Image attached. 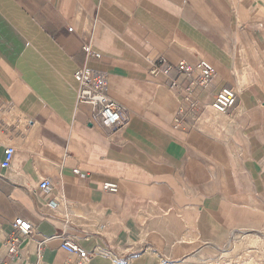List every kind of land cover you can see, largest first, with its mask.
Wrapping results in <instances>:
<instances>
[{"label":"crops","instance_id":"1","mask_svg":"<svg viewBox=\"0 0 264 264\" xmlns=\"http://www.w3.org/2000/svg\"><path fill=\"white\" fill-rule=\"evenodd\" d=\"M200 58L215 69L200 95L232 87L237 101L184 121L187 81L173 65ZM78 67L107 74L125 125L91 121ZM0 101L7 119L31 121L0 169V264H64L63 238L87 264H214L232 231L264 257V0H0ZM52 173L61 185L40 189ZM58 197L72 205L55 208ZM18 217L33 229L12 256Z\"/></svg>","mask_w":264,"mask_h":264},{"label":"built area","instance_id":"2","mask_svg":"<svg viewBox=\"0 0 264 264\" xmlns=\"http://www.w3.org/2000/svg\"><path fill=\"white\" fill-rule=\"evenodd\" d=\"M68 31H72L71 26L67 27ZM83 49L89 52V45H84ZM151 72L169 74V67L161 68L162 59L147 58ZM174 68L180 75H183L187 81L184 88L186 100L188 102L187 110H185L184 121L190 119L195 121L198 118L211 119L212 115L226 114L237 101V95L232 87H222L215 95L212 102H209L200 93L207 87L213 72L215 71L212 63L204 58L198 59L195 63H190L185 59L179 60ZM76 82V101L78 104L87 105L90 108V119L92 122H100L103 126L110 130H115L127 123V117L123 107L113 100L107 93L108 76L103 72L91 70L86 67H78L73 74ZM171 85L177 86L176 80L168 77ZM211 108L210 115L206 116L208 108ZM12 111V106L8 102L0 101V135H4L5 139L0 138L2 146V159L0 160V169H8L13 161L17 145L23 143L26 138L24 130L31 123L30 120L22 115H15L12 122H8L5 115ZM25 126V127H24ZM76 172V170H74ZM61 185V177L58 174H47L38 184L40 189H49ZM103 190L114 192L116 184L105 182L102 185ZM60 205L70 207L63 197L55 198L52 206L58 208ZM70 209V208H68ZM33 229L32 224L18 217L13 223V234L5 244L6 252L9 255H15L19 241L28 237ZM66 253L72 258L67 259L64 264H87L89 253L80 245L71 239L63 238L61 245ZM1 261V258H0Z\"/></svg>","mask_w":264,"mask_h":264},{"label":"rangeland","instance_id":"3","mask_svg":"<svg viewBox=\"0 0 264 264\" xmlns=\"http://www.w3.org/2000/svg\"><path fill=\"white\" fill-rule=\"evenodd\" d=\"M7 115L8 113L5 115L6 120L12 122L14 117L7 119ZM218 116L220 118L222 115H212L210 120H215ZM256 249H258L256 239L251 242H243V235L240 231H232L230 241L227 246L218 251L214 258V264H264V257ZM246 258L247 261H245Z\"/></svg>","mask_w":264,"mask_h":264},{"label":"bare ground","instance_id":"4","mask_svg":"<svg viewBox=\"0 0 264 264\" xmlns=\"http://www.w3.org/2000/svg\"><path fill=\"white\" fill-rule=\"evenodd\" d=\"M212 110H211V108L209 107L208 108V110H207V112H206V116H208V115H210V112H211ZM72 211V210H71ZM74 213V212H73ZM77 213H80L81 214V212L80 211H78ZM79 214V215H80ZM100 228V227H99ZM99 230H97V232H98ZM247 252H249V251H247ZM245 261H247V258L245 259ZM231 263V262H230ZM235 263V262H234ZM226 264H228V263H226Z\"/></svg>","mask_w":264,"mask_h":264}]
</instances>
